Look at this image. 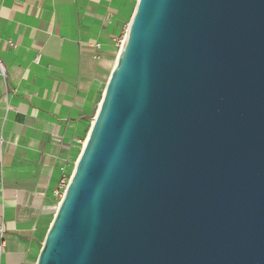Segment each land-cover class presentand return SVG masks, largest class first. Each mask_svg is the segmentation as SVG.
I'll return each instance as SVG.
<instances>
[{
    "label": "water",
    "instance_id": "water-1",
    "mask_svg": "<svg viewBox=\"0 0 264 264\" xmlns=\"http://www.w3.org/2000/svg\"><path fill=\"white\" fill-rule=\"evenodd\" d=\"M34 264H264V0H137Z\"/></svg>",
    "mask_w": 264,
    "mask_h": 264
},
{
    "label": "crops",
    "instance_id": "crops-1",
    "mask_svg": "<svg viewBox=\"0 0 264 264\" xmlns=\"http://www.w3.org/2000/svg\"><path fill=\"white\" fill-rule=\"evenodd\" d=\"M136 1L0 0V264L35 263Z\"/></svg>",
    "mask_w": 264,
    "mask_h": 264
},
{
    "label": "rangeland",
    "instance_id": "rangeland-1",
    "mask_svg": "<svg viewBox=\"0 0 264 264\" xmlns=\"http://www.w3.org/2000/svg\"><path fill=\"white\" fill-rule=\"evenodd\" d=\"M129 16H126V18L120 22V26H119L118 30L115 32V34H114V40H112V42H111L112 52L110 53L109 59H108L109 70H110V68H111V66L113 64L114 59L116 58L117 51L119 50V47L121 45L120 42H121V40L124 37L125 30L127 28L128 22H129ZM106 81H107V74H106V76H105V78H104V80H103V82L101 84L100 94L98 95V99L96 100V102L94 104L93 112L88 118V123H87L86 129H85V131L83 133V136H82L84 139L86 138L87 130H88L89 126H90L91 119L94 117V114H95V112L97 110L98 103L100 102V99H101V94H102V92H103V90L105 88V85H106ZM78 146H80V144Z\"/></svg>",
    "mask_w": 264,
    "mask_h": 264
},
{
    "label": "built area",
    "instance_id": "built-area-1",
    "mask_svg": "<svg viewBox=\"0 0 264 264\" xmlns=\"http://www.w3.org/2000/svg\"><path fill=\"white\" fill-rule=\"evenodd\" d=\"M96 46L98 47V44H96ZM0 73L2 75H4V73H5V70H4L3 66L1 65V63H0ZM85 140L86 139H84L82 141H79L80 143H82V147H83V145L85 143ZM72 173H73V171L70 172V173H68V174H66L65 172H63L62 177H61V179L59 181L58 187L54 191V195L56 196V198L58 200V203L61 200V198H62V196H63V194L65 192V189H66V187H67V185L69 183V180L71 178ZM3 245H4L3 244V240H0V254H1L2 250H3Z\"/></svg>",
    "mask_w": 264,
    "mask_h": 264
},
{
    "label": "bare ground",
    "instance_id": "bare-ground-1",
    "mask_svg": "<svg viewBox=\"0 0 264 264\" xmlns=\"http://www.w3.org/2000/svg\"><path fill=\"white\" fill-rule=\"evenodd\" d=\"M125 32H126V30H125ZM124 38H125V34H124V37H123V39L121 40V45H120V49H121V47H122V44H123V42H124ZM120 49H119V51H118V54H119V52H120ZM118 54H117V56H116V59H117V57H118ZM116 61V60H115ZM115 64V63H114ZM114 67V66H113ZM93 119H94V117L91 119V122L93 121Z\"/></svg>",
    "mask_w": 264,
    "mask_h": 264
}]
</instances>
